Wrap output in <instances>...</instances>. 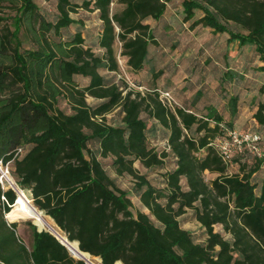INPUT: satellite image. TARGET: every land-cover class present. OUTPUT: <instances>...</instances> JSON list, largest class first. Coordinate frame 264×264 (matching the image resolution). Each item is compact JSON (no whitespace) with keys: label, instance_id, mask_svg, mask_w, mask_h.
Returning a JSON list of instances; mask_svg holds the SVG:
<instances>
[{"label":"trees","instance_id":"1","mask_svg":"<svg viewBox=\"0 0 264 264\" xmlns=\"http://www.w3.org/2000/svg\"><path fill=\"white\" fill-rule=\"evenodd\" d=\"M54 1L49 15L33 0H0V161L16 187L97 264H264V175L258 176L264 149L229 173L214 142L233 130L231 121L214 106L200 113L199 92L177 104L165 90L174 102L169 105L160 89L148 90L128 74L145 67L158 30L167 41L163 53L176 49L170 41L177 32L164 34L171 4L181 22L174 27L208 29L228 44L251 47L260 61L255 71L264 75V0ZM80 11L92 15L93 33L75 18ZM233 78L229 72L224 80ZM238 100H227L232 121ZM61 101L69 113L59 108ZM114 110L121 116L117 125L106 120ZM253 117L264 123L263 103ZM161 131L157 151L150 142ZM167 156L173 162L163 187L135 167H162ZM107 158L117 176L132 178L145 211H132L128 191L100 160ZM205 173L215 177L206 181ZM15 201V192L0 184V264H85L33 225L28 248L16 222L6 218ZM186 211L203 229V242L181 228Z\"/></svg>","mask_w":264,"mask_h":264},{"label":"rangeland","instance_id":"2","mask_svg":"<svg viewBox=\"0 0 264 264\" xmlns=\"http://www.w3.org/2000/svg\"><path fill=\"white\" fill-rule=\"evenodd\" d=\"M41 11L52 15L55 13L54 0H33ZM75 18L85 20L86 30L93 33L95 30L94 20L91 14L80 11ZM76 25L70 27L74 31ZM177 39L170 43H177L176 49L171 52L168 50L163 53V47L167 41L163 38L160 30L155 32L156 43L149 45V58L145 67L137 75L128 74L136 83L141 84L148 90L160 89L161 91L169 90L175 94L177 104L190 102L196 92L200 93L197 98V110L203 113L207 106H214L223 116L225 122H232L234 133H228L224 141L230 154L229 173L237 170L239 160L244 158L252 162L254 156L261 154L264 149V123L258 124L253 115L257 110V104H264V75L255 71L260 61L251 47L238 48L236 42L228 44L222 35L216 36L208 29L197 28L190 30L188 25L175 26ZM173 40V39H172ZM117 49V46H115ZM175 54V55H174ZM232 72L234 78L225 81L226 74ZM125 81L129 88H132L128 76L125 74ZM82 84L84 81L81 82ZM198 90V91H197ZM231 95L238 97L237 115L232 121L228 114L227 100ZM89 104H95L94 100L87 99ZM59 108L69 113V107L64 101L59 103ZM146 118L145 114H141ZM121 116L117 110L106 115V120L111 124H119ZM148 126L150 122H147ZM152 144L157 143L156 150L160 151L163 147L162 131L155 137L151 138ZM93 148L92 146H90ZM106 172L114 177L116 184L128 191V196L132 202V211H145L138 197L132 192L133 180L128 175L117 176L111 167V160L100 159ZM172 159L170 156L164 158L162 167H152L144 169L139 163H135L140 174H143L150 183L156 187L164 186L163 174L166 169L172 168ZM10 173V172H9ZM264 175V168L258 176ZM10 179L12 176L7 175ZM215 174L205 173L204 178L210 181ZM13 180V178H12ZM14 181V180H13ZM6 189H12L17 193L15 185L6 183ZM21 190V189H19ZM25 194L29 203L30 195L27 191L21 190ZM34 207V206H33ZM39 211V210H38ZM43 216L44 214L39 211ZM52 225V221L44 216ZM9 222H12L8 219ZM16 232L18 237L29 248L31 245V227L35 226L39 230L47 228H38L29 219H18L16 221ZM181 228L191 233L197 242H203L206 235L194 220L192 212L186 211L179 217ZM220 227H215V231L220 232ZM72 256V255H71ZM75 259L74 256H72ZM91 259V258H90ZM97 264L98 260L92 258ZM120 264V263H117Z\"/></svg>","mask_w":264,"mask_h":264},{"label":"bare ground","instance_id":"3","mask_svg":"<svg viewBox=\"0 0 264 264\" xmlns=\"http://www.w3.org/2000/svg\"><path fill=\"white\" fill-rule=\"evenodd\" d=\"M9 184L12 185L11 180L7 178ZM17 193L16 202L11 208L10 212L6 215V218L10 221H16L18 219H29L31 220L38 228H47L51 231L58 239L68 248L72 256L76 258H82L85 261L89 262V256L86 253L81 252L78 249L76 242H70L65 237L61 236L53 227V225L35 208L33 207L28 199L26 198L23 191L15 188Z\"/></svg>","mask_w":264,"mask_h":264},{"label":"built area","instance_id":"4","mask_svg":"<svg viewBox=\"0 0 264 264\" xmlns=\"http://www.w3.org/2000/svg\"><path fill=\"white\" fill-rule=\"evenodd\" d=\"M118 77H120V76H118ZM124 77H125V74H124ZM132 85V84H131ZM133 87V86H132ZM140 90L142 89V88H139ZM160 98L162 99V101L163 102H166L167 104H169V105H172V103H174L173 102V100H172V98H171V96H170V94L168 93V92H163V91H160ZM228 133H234V130H231V131H228L227 133H226V138L225 139H223V140H216L215 142H214V145L216 146V148H217V151H218V153H219V155L221 156V158H222V160L224 161V162H229V160H230V154H229V151H228V148H227V144H226V142H224L228 137H227V134ZM21 152V150H18V153H20ZM7 175H9L10 176V173H9V166H8V164L7 165H3L2 164V162L0 161V184H1V186L4 188V189H6L5 187H4V185L6 184V183H8V181H7ZM9 179V178H8ZM9 180H11V182H12V185H15V183H14V181L12 180V178L10 177V179ZM11 185V184H10ZM16 186V185H15ZM18 189V188H17ZM12 190H13V188H12ZM47 231H49V230H47ZM51 234H53L51 231H49ZM54 235V234H53ZM55 236V235H54ZM55 237H57V236H55ZM58 238V237H57ZM59 240V239H58ZM61 242V241H60ZM89 256V255H88ZM89 258H90V256H89ZM82 261H84V263L85 264H96L93 260H92V258L91 259H89V262L90 263H88L87 261H85L84 259L82 260ZM99 261V260H98Z\"/></svg>","mask_w":264,"mask_h":264},{"label":"crops","instance_id":"5","mask_svg":"<svg viewBox=\"0 0 264 264\" xmlns=\"http://www.w3.org/2000/svg\"><path fill=\"white\" fill-rule=\"evenodd\" d=\"M176 20H178L177 19V9H173V6L171 4H169L167 6V11H166L165 17H164V21H165L164 34L167 37H169V38L172 37V36H174V34L177 32L176 29H175V27H174V24H175V21ZM178 21H179V25H180L181 22H180V20H178ZM182 26H184L183 23H182Z\"/></svg>","mask_w":264,"mask_h":264},{"label":"water","instance_id":"6","mask_svg":"<svg viewBox=\"0 0 264 264\" xmlns=\"http://www.w3.org/2000/svg\"><path fill=\"white\" fill-rule=\"evenodd\" d=\"M16 202V201H15ZM38 231H41V230H39V229H37ZM57 238V237H56ZM58 239V238H57ZM60 241V240H59ZM62 245H64L62 242H60ZM65 246V245H64ZM66 247V246H65ZM66 249H67V251L70 253V255H72L71 254V252L68 250V248L66 247ZM80 260H83L82 258H79Z\"/></svg>","mask_w":264,"mask_h":264}]
</instances>
